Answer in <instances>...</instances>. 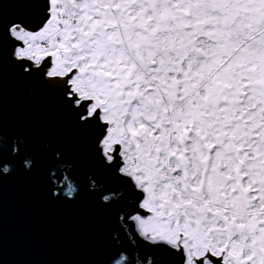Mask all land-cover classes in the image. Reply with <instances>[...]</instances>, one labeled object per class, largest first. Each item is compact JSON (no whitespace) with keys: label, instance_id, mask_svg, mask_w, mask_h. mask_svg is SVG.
Wrapping results in <instances>:
<instances>
[{"label":"snow or ice","instance_id":"6c2138e0","mask_svg":"<svg viewBox=\"0 0 264 264\" xmlns=\"http://www.w3.org/2000/svg\"><path fill=\"white\" fill-rule=\"evenodd\" d=\"M9 31L105 125L144 239L183 264H264V0H50L42 28Z\"/></svg>","mask_w":264,"mask_h":264},{"label":"water","instance_id":"95a60500","mask_svg":"<svg viewBox=\"0 0 264 264\" xmlns=\"http://www.w3.org/2000/svg\"><path fill=\"white\" fill-rule=\"evenodd\" d=\"M30 3L0 0V25L7 24V35L21 45L8 25L13 23L12 8L26 13ZM21 24L31 28L29 22ZM28 61L35 70L25 72L11 60L6 44L0 43V114H7L0 131V264H114L121 255L126 257L125 264H173L176 249L142 239L128 220L140 193L119 174L120 160L98 171L97 135L92 132L98 118L83 121L78 115L84 107L66 110L52 104L37 121L28 120V125L17 131L21 107L3 110L9 92L21 81L37 77L35 67L48 62L46 58L34 66ZM45 78L53 87V96L61 87L66 92L61 78ZM88 138H93L89 146ZM49 139L51 147L38 152L37 143ZM25 159L33 161L30 171L24 167ZM68 182L76 188L72 197L65 194ZM103 195L112 198L104 202ZM137 240L153 247L142 251Z\"/></svg>","mask_w":264,"mask_h":264},{"label":"trees","instance_id":"16d2710c","mask_svg":"<svg viewBox=\"0 0 264 264\" xmlns=\"http://www.w3.org/2000/svg\"><path fill=\"white\" fill-rule=\"evenodd\" d=\"M32 3L28 4L26 6V14L25 19L21 20L23 23H30L28 25L31 26V28H35L43 22L45 17L47 16V0H31ZM23 12L19 9L12 8V17L13 21H15L18 18L23 17ZM19 16V17H16ZM7 24L0 25V43L6 44L8 51L10 52V48L15 44V40L10 38L6 31ZM28 60H21L18 62V65L22 67V69L26 72L25 65L28 64ZM44 63V62H43ZM39 70L37 77L30 78L29 81H21L15 88L11 89L9 92V96L6 100L5 105L3 106V110L5 108H11L15 109L16 107H21V115L18 116V128L17 131H22L29 123L28 120H38V116L40 114H46L47 113V107L48 105L52 104H60V107H64L66 110H74L77 106L73 105V102L71 101H65V93L64 90L60 92L56 98L55 101H52V85H49L46 81L45 74H44V65L41 63L38 67H35ZM31 70H35L32 67H29L27 72H30ZM35 101H31V100ZM85 112V106L80 114H83ZM80 115H78L79 117ZM7 117V114L3 111L0 114V131L1 129V123L2 121ZM104 129V124L101 121H97L94 124L93 127V134L97 135V140L99 139L98 136L102 135ZM5 134H8V132H5ZM93 138H88L85 140L86 144L89 146L92 143ZM96 140V142H97ZM95 156H96V165L98 171L106 166L112 165L114 161H117V158L113 160L112 163L106 164L104 156L101 154V149L96 146L95 148ZM106 176H110V171L106 173ZM140 249L142 251H146L153 246L137 240ZM169 250V249H168ZM183 260V255L180 251H177V256L174 259L173 264H180Z\"/></svg>","mask_w":264,"mask_h":264},{"label":"rangeland","instance_id":"374dc122","mask_svg":"<svg viewBox=\"0 0 264 264\" xmlns=\"http://www.w3.org/2000/svg\"><path fill=\"white\" fill-rule=\"evenodd\" d=\"M47 3H48V7H47V12H48V14H47V16L45 17V19L43 20V22L41 23V25H39L38 27L32 29V28L25 27V26L22 25L21 23H11V24L8 25V29L10 30V29L12 28L13 25H20V26H22V27H23L25 30H27V31H30V32H36V31H38L40 28H42V27L44 26L46 20L49 18V3H50V0H47ZM9 32H10V31H9ZM10 34L13 35L12 32H10ZM13 36H14V35H13ZM21 42H22V45H21L20 43H15V44L10 48V50H11V51H10L11 60H12L13 62H15V63L18 62V61L20 60V57L17 56V48H23V47H24L23 41H21ZM47 60H48V62H47V63L45 64V66H44V74H45V76H47L46 73L48 72L49 68L51 67V61H50V59L47 58ZM30 62H31V64L34 65V66L38 65V64L35 63V61H31V60H30ZM28 68H29V65L26 64V65H25V69H28ZM67 91H68V90H67V88H66V92H65V93H66V95L68 96ZM68 98H69V97H68ZM69 99H70V98H69ZM72 100H73V99H72ZM73 101H74V100H73ZM86 113H87V108H86ZM86 115H87V114H82V115L80 116V118H81L82 116H86ZM103 130H105V126H104V129H103ZM104 135H105V131H104V133L99 137V139L97 140V142H96V146L99 147V148L101 149V154L104 156V158H105V162H106V163H109V162H111V161H109V160L106 159L105 155H104L103 152H102V145H101V143H100V141L104 138ZM117 159L120 160V156H119ZM117 167H118L119 174H121V172H120V163L117 165ZM121 176H123V175L121 174ZM137 213H139L140 215H147V213H146L145 210L139 208V202H138V204H137L135 210L132 211V212L129 214V216H128V220H130V221L132 222V224L134 225V228H135L137 234H138L142 239H144V238L141 236V234L139 233V231H138V223H137L136 221H134V220L131 219V217L137 215ZM144 240H146V239H144ZM146 241H150V240H146ZM150 242H154V241H150ZM155 243H157V242H155ZM177 251H178V250H177ZM181 252H182V250H181ZM182 255H183V253H182ZM180 264H183V260H182V262H181Z\"/></svg>","mask_w":264,"mask_h":264},{"label":"flooded vegetation","instance_id":"af4514ba","mask_svg":"<svg viewBox=\"0 0 264 264\" xmlns=\"http://www.w3.org/2000/svg\"><path fill=\"white\" fill-rule=\"evenodd\" d=\"M26 12H27V11H26ZM25 14H26V13L23 14V17L18 18V19H16L15 21H12V22H13V23H23V22H21V20H22V19L24 20V19L26 18V17H25ZM16 17H19V16H16ZM60 89H61V90L58 91V92L55 91V95H54V96H53V94H52V96H53L52 101H55V100H56L58 94H59L60 92H62V90H64V93H65V88L61 87ZM64 95L66 96V93H65ZM64 99H65V101H70V102L72 101V102H73V105H76V104H75V101L69 99L68 96L65 97ZM31 101H35V100L33 99V100H31ZM83 114H87V113H86V110H85V112H84ZM81 115H82V114H80V116H81ZM83 121H85V120H83ZM138 236H139V235H138ZM139 237H140V236H139ZM180 252H181V251H180ZM181 253H182V252H181Z\"/></svg>","mask_w":264,"mask_h":264}]
</instances>
